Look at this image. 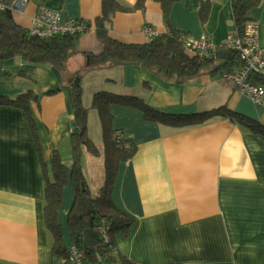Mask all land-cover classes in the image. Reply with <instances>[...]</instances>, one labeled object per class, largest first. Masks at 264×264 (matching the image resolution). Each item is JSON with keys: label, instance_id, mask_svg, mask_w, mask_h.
<instances>
[{"label": "crops", "instance_id": "0c3cea01", "mask_svg": "<svg viewBox=\"0 0 264 264\" xmlns=\"http://www.w3.org/2000/svg\"><path fill=\"white\" fill-rule=\"evenodd\" d=\"M118 1L132 6L137 0ZM40 5L56 9L62 20L89 25L92 31L78 36L81 52L77 49L74 56L99 51L94 20L101 14V0H29L23 15H14L15 22L28 29ZM199 6L200 0L174 2L169 12L170 28L195 39L205 37L215 45L233 35L229 0H211L204 24L199 19ZM248 18L256 25L258 46L264 55V0L249 11ZM145 26L159 34L168 30L160 5L151 0L145 2L144 10L115 13L109 35L122 43L142 44L149 40L143 32ZM3 65L0 264H64L52 249L51 234L43 221V176H50L53 153L66 166L71 164L73 113L68 82L73 76L66 79V69L61 74L51 65H29L20 59ZM84 77L89 80L88 89L99 87L92 95L104 91L134 96L175 115L190 116L224 106L264 126V108L255 107L233 84L218 80L216 75L203 74L175 84L133 64L92 70ZM28 89L36 96L30 111L38 150L22 111L2 99H14ZM86 97L84 91L83 104ZM109 110L113 129L136 147L134 156L119 165L111 191L114 206L133 219L126 237L115 234L117 254L138 264H264L263 136L225 117L172 127L148 122L130 107L112 105ZM89 154L81 152V170L95 195L103 184L94 192L89 187L87 167L94 163ZM89 170L92 172L91 167ZM73 201L69 183L63 189L58 212L65 246L71 244L67 217Z\"/></svg>", "mask_w": 264, "mask_h": 264}, {"label": "trees", "instance_id": "16d2710c", "mask_svg": "<svg viewBox=\"0 0 264 264\" xmlns=\"http://www.w3.org/2000/svg\"><path fill=\"white\" fill-rule=\"evenodd\" d=\"M13 0H0L9 5ZM147 0H137L132 6H123L118 0H101V14L94 20V35L99 43V51H84V71L89 72L105 67H116L137 64L150 71H155L164 79L175 84L189 82L203 74L219 75L223 70L238 67L240 60L236 52L222 45H216L215 51L204 60L197 59L183 49L178 37L179 31L169 26L171 5L179 0H151L160 5L162 19L168 31L158 34L142 44H126L109 35L112 18L117 12L144 10ZM211 0H200L199 19L205 23ZM260 0H233L231 2L232 19L235 37H242L245 26L250 22L248 13L257 7ZM89 27V25H88ZM78 36H55L38 38L28 35L27 29L18 25L14 14L8 10L0 11V60L7 62L20 59L29 65H51L64 74L65 64L77 53ZM75 77H81L78 73ZM71 79L70 107L73 113L70 133L71 164L66 166L59 155L53 153L50 161V176H43V221L51 234L52 249L59 254L64 264H73L67 256V248L74 247L80 264H138L115 251V234L126 237L133 219L117 209L111 198V191L118 167L131 159L136 147L125 140L119 131L111 125L109 109L112 105L126 106L140 111L144 120L172 127H185L199 124L212 117H225L234 121L254 134L264 137V126L245 117L219 107L195 115H175L159 111L148 106L142 99L99 91L93 94L91 108L96 110L101 125L103 147L100 152L87 135V114L89 109L82 105L81 87L74 85ZM257 84L264 87V79L256 77ZM7 103L22 111L28 122L33 141L38 150L35 125L33 123L30 103L36 100L31 89L14 99L6 98ZM86 150L95 157H102L104 182L99 195H93L81 170V152ZM71 183L74 190V201L67 217V226L71 244L65 246L62 230L58 223V212L63 189ZM104 228L107 241L99 232Z\"/></svg>", "mask_w": 264, "mask_h": 264}, {"label": "built area", "instance_id": "2783aa9c", "mask_svg": "<svg viewBox=\"0 0 264 264\" xmlns=\"http://www.w3.org/2000/svg\"><path fill=\"white\" fill-rule=\"evenodd\" d=\"M229 1L232 2L233 0ZM28 3L29 0H13L9 5L0 3V11L8 10L13 14L18 13L23 15ZM88 29L89 27L85 23L73 19L62 20L56 9L40 5L30 21L27 32L32 37L53 38L64 35L79 36ZM143 32L148 39L155 38L159 34L150 26H145ZM243 33L242 37L230 35L220 44L236 52L240 64L238 67L221 71L219 73V80L224 83L233 84L237 91L248 98L255 107L264 108V87L255 82L257 81L256 77L264 79V55L258 46L256 25L249 22L245 26ZM178 41L183 49L194 56L197 61L204 60L216 48V45L205 37L195 39L187 34L180 33ZM3 70L4 65L0 60V71ZM99 232L105 241H107L108 236L105 229L100 228ZM66 250L67 256L73 264L81 263V259H79L74 247L69 246Z\"/></svg>", "mask_w": 264, "mask_h": 264}, {"label": "rangeland", "instance_id": "374dc122", "mask_svg": "<svg viewBox=\"0 0 264 264\" xmlns=\"http://www.w3.org/2000/svg\"><path fill=\"white\" fill-rule=\"evenodd\" d=\"M14 15H15V18H19L22 16L18 13H14ZM20 21L23 23L22 19ZM89 31H92V30L88 29L86 32H89ZM83 36L84 35H82L81 37H83ZM90 38L94 39L93 36H90ZM91 43L92 42L90 41L89 44H91ZM126 44H128V43H126ZM77 49L79 52H81V48L79 46L77 47ZM15 60L17 61V59H15ZM83 65H84V60H83V57L80 53L74 57L72 56V58H69V60H67V63L65 64V69H66L65 78L67 79V78H70L71 76H73L72 78H74L75 75L79 73L81 75V77L80 78L75 77V78L76 79L77 78L82 79L88 73V72L87 73L83 72L84 71ZM101 69H103V68H101ZM143 69H145V70H147L153 74L156 73L155 71H150L147 68H143ZM96 70H100V69H96ZM217 79L219 80V75H217ZM88 83H89V80L86 77H84L80 83L82 97H83L84 91H85V94L87 93V96H88V98L86 97V99L84 100V104L87 105V107L82 102L83 107L89 109L88 114H87V135H88L89 140H91L94 143V145H95V142H97L98 146H96V145L95 146L98 147V150L100 149L99 151L101 152L102 151L101 147H103L102 132H101V125H100L101 123H100L97 111L91 108L92 96H93L92 93L94 92V90H98L99 87H98V85H95L92 88L88 89L87 88ZM100 90H103V89H100ZM87 99H88V101H87ZM109 113H110L111 125H112V115H111L110 110H109ZM88 125L90 128V136L88 134ZM112 127H113V125H112ZM100 141H102V146L100 144ZM89 155H90L89 156L90 159H92L94 163L90 164L87 167L88 171H89V173L87 174V177L89 178V183H88L89 187L94 192L95 190L98 189L101 182L103 184V181H104L103 164L104 163H103L102 157L97 158L91 154H89ZM61 162H63L62 159H61ZM63 164H65V162H63ZM89 167H91L92 172H90ZM98 192L96 191V192H94V194L96 196H98L99 195Z\"/></svg>", "mask_w": 264, "mask_h": 264}, {"label": "water", "instance_id": "95a60500", "mask_svg": "<svg viewBox=\"0 0 264 264\" xmlns=\"http://www.w3.org/2000/svg\"><path fill=\"white\" fill-rule=\"evenodd\" d=\"M77 44V43H76ZM74 85H76V86H78L79 85V79L77 78H75V80H74Z\"/></svg>", "mask_w": 264, "mask_h": 264}]
</instances>
